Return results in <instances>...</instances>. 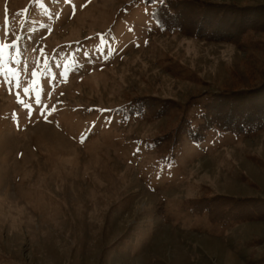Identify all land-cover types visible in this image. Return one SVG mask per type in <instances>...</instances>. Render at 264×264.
Returning <instances> with one entry per match:
<instances>
[{
  "label": "rangeland",
  "instance_id": "rangeland-1",
  "mask_svg": "<svg viewBox=\"0 0 264 264\" xmlns=\"http://www.w3.org/2000/svg\"><path fill=\"white\" fill-rule=\"evenodd\" d=\"M160 1L0 0V264H264V220L212 225L190 207L264 200V130L199 117L211 95L264 80V33H165L150 21ZM148 97L173 108L111 117ZM184 118L161 158L149 144Z\"/></svg>",
  "mask_w": 264,
  "mask_h": 264
},
{
  "label": "trees",
  "instance_id": "trees-1",
  "mask_svg": "<svg viewBox=\"0 0 264 264\" xmlns=\"http://www.w3.org/2000/svg\"><path fill=\"white\" fill-rule=\"evenodd\" d=\"M150 21L154 23L153 29L165 33L180 32L195 39L240 45L251 33H264V5L238 6L204 0H164L158 2L150 13ZM132 100L126 106L110 112L111 117L128 119L140 114L152 120L173 108L170 102L160 99L148 97ZM199 117L202 130L229 133L234 137H248L264 130V80L249 88L211 95ZM185 119L171 136L160 137L149 144L161 158H170L174 148L181 143V133L186 131L187 126ZM189 132V137L198 141L202 139L201 135H191L192 130ZM190 207L212 225L230 227L264 220V200L253 198L201 196L192 200Z\"/></svg>",
  "mask_w": 264,
  "mask_h": 264
}]
</instances>
